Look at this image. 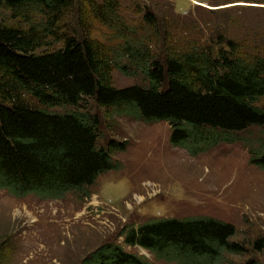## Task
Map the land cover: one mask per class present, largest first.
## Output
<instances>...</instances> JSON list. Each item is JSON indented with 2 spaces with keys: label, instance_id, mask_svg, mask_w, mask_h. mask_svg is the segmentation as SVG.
<instances>
[{
  "label": "trees",
  "instance_id": "1",
  "mask_svg": "<svg viewBox=\"0 0 264 264\" xmlns=\"http://www.w3.org/2000/svg\"><path fill=\"white\" fill-rule=\"evenodd\" d=\"M0 8L17 21H0V190L44 199L89 195L102 174L120 169L112 153L128 143L100 146L99 115L52 110L82 107L88 99L108 118L167 122L170 145L191 155L233 142L234 134L253 126L264 129V54L244 51L230 37L220 33L209 44L192 33L174 39V29H164L158 57L151 36L141 38L124 23L118 0H81V32L70 24L74 0H0ZM143 19L156 32L155 14L146 10ZM92 20L117 32L118 50L93 35ZM115 68L141 73L147 85L115 86ZM249 153V162L264 169V149ZM235 234L232 223L211 216L156 218L120 232L125 244L178 264H225V254L247 251L231 239ZM252 247L260 251L264 239ZM82 264L152 263L106 242Z\"/></svg>",
  "mask_w": 264,
  "mask_h": 264
},
{
  "label": "rangeland",
  "instance_id": "2",
  "mask_svg": "<svg viewBox=\"0 0 264 264\" xmlns=\"http://www.w3.org/2000/svg\"><path fill=\"white\" fill-rule=\"evenodd\" d=\"M75 1L70 24L81 32ZM102 1V0H99ZM119 15L141 38L149 34L152 49L161 57L164 29L173 37H199L213 43L220 33L236 40L244 51L264 54V0H118ZM152 11L160 26L150 30L143 19ZM0 21L17 23L0 8ZM91 31L111 51L123 41L117 32L92 20ZM206 40V41H205ZM158 44V45H157ZM117 87L147 85L141 73L113 70ZM53 111H87L97 114L99 145L127 141L125 151L112 153L120 169L102 174L89 195L69 192L61 199L33 194L16 197L0 190V264H82L83 259L106 242H115L152 264H178L158 259L151 251L124 243L120 232L162 217L211 216L232 223L231 238L247 248L243 254H225V264H264V169L249 162V148L264 149V129L253 126L234 134L233 142H218L191 155L168 142L165 121L145 122L132 116H105L94 99L82 107L58 106Z\"/></svg>",
  "mask_w": 264,
  "mask_h": 264
}]
</instances>
